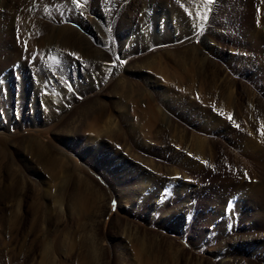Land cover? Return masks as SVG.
<instances>
[{
  "label": "rangeland",
  "instance_id": "rangeland-1",
  "mask_svg": "<svg viewBox=\"0 0 264 264\" xmlns=\"http://www.w3.org/2000/svg\"><path fill=\"white\" fill-rule=\"evenodd\" d=\"M5 1L0 264H264V0H149V23L91 0L69 23L91 50L47 40L67 12Z\"/></svg>",
  "mask_w": 264,
  "mask_h": 264
},
{
  "label": "bare ground",
  "instance_id": "bare-ground-1",
  "mask_svg": "<svg viewBox=\"0 0 264 264\" xmlns=\"http://www.w3.org/2000/svg\"><path fill=\"white\" fill-rule=\"evenodd\" d=\"M21 1V3L20 4H22V2L24 3V2H28V0H20ZM30 1H32V0H30ZM33 1H35V0H33ZM39 1V0H38ZM42 2H49V3H51L52 4V6H56V8H58L59 10H60V13L61 14H63V13H65V12H67V13H65L66 15L64 16L65 18L61 21L62 22V24H57L55 27H52L53 29H52V32H51V34H50V37L47 39V40H49V39H51V40H54V41H56L61 47H63V48H65V47H67V46H71V45H77V47H79V48H81L82 49V47H86V50H91V48H92V42H91V40H90V38L89 37H87L85 34H83V32L82 31H79V30H77L76 28H74V27H72V26H70V22L73 20V19H75V20H78L79 22H81V23H83L84 25L87 23V21H89V20H91L93 17H92V12H93V9H94V6H93V4H91L90 5V1L91 0H41ZM78 1H81L80 3L81 4H79L78 3ZM100 1V4H101V6H102V8H105V10L107 9L106 7L107 6H109V5H111L113 8H117L118 7V9H119V11H120V8H121V6L120 5H122V4H126V2H124L125 0H99ZM130 1V0H129ZM201 1V0H200ZM4 2H6L5 0H4ZM138 2H140V4H138L139 5V7H140V9H141V11H142V15H144V18L145 19H143V20H145V22L146 23H149V21H150V15H149V12L151 13V10L154 8H156V6H155V4L153 5L152 4V2L151 1H149V0H139ZM191 2V1H190ZM190 2H189V4H190ZM202 2V1H201ZM129 3V2H128ZM4 4V3H3ZM26 4V3H25ZM6 5V4H5ZM195 5V4H194ZM22 6V5H21ZM51 6V5H50ZM120 6V7H119ZM199 6H200V4H199ZM56 10V9H55ZM35 11V10H34ZM30 12V13H35V12ZM118 11V10H117ZM118 11V12H119ZM59 12V11H58ZM109 12V11H108ZM117 12V13H118ZM108 14V13H107ZM63 16V15H62ZM117 16V14H112V13H109L108 14V18L107 19H102V22L104 23V22H106V24L107 25H109V23H111V20L112 19H115V17ZM67 21V22H66ZM101 21V20H100ZM101 22V23H102ZM101 28L99 27V30H100ZM65 30H67V34H63V31H65ZM102 31V30H101ZM208 33V32H207ZM146 34V33H145ZM144 34V36H146ZM151 46V45H150ZM73 48V47H72ZM124 56L125 55H127V53H124L123 54ZM146 66V65H145ZM139 70H142L143 71V66H141V68L139 69ZM100 80L98 79H96V78H94L92 81H91V83H89L85 88H83V89H81V91H83L84 93L85 92H97L98 90H99V87H98V85H99V82ZM140 89V88H139ZM124 91V90H123ZM142 91V90H141ZM125 93V92H124ZM141 94V93H140ZM72 96V95H71ZM124 107V106H123ZM124 109V108H123ZM229 109V108H228ZM127 111V110H126ZM125 111V112H126ZM164 112V111H163ZM162 112V113H163ZM101 113V112H100ZM167 113V112H166ZM230 113V112H229ZM253 113V112H252ZM251 113V114H252ZM103 113H101V115H102ZM111 114V113H110ZM122 114H124V112H122ZM168 114V113H167ZM165 115V114H164ZM230 115H231V113H230ZM107 116V115H106ZM169 116V114L167 115V118L170 120L171 118H170V116ZM76 117V116H75ZM250 117V116H249ZM255 117H257V116H255ZM254 117V118H255ZM99 118V117H98ZM163 118H166V115H165V117H163ZM228 118H229V116H228V113L226 114V116H225V118H223V122L221 123V124H227V121L226 120H228ZM105 119V118H104ZM106 119H108V121H106L105 122V125L107 126V127H109V128H113V127H115V126H120V124H119V122L114 118H112V116L109 118V116L106 118ZM129 118H127L126 117V119L124 120L125 122H126V124H128V125H133L134 123H132V122H130L129 120H128ZM250 119V118H249ZM256 120H258L259 118H255ZM255 119H254V121H255ZM98 120V119H97ZM230 120V119H229ZM251 120V119H250ZM261 120V119H260ZM260 120H259V122H260ZM100 121V120H99ZM254 121H252L253 123H254ZM263 121V120H262ZM162 122L164 123L165 121H163V119H162ZM171 122V123H170ZM169 123L170 124H172V121H170ZM248 122H249V120H248ZM257 122V121H256ZM96 123V122H95ZM175 123V122H174ZM262 123V122H261ZM125 124V123H124ZM169 124V125H170ZM164 125V124H163ZM173 125V124H172ZM177 124H175V125H173V126H176ZM207 125L209 126V125H211V123L210 122H208L207 123ZM105 126V127H106ZM134 126V125H133ZM159 126V125H158ZM250 126H251V124H250ZM106 127V128H107ZM122 127V126H121ZM172 127V126H171ZM178 128V127H177ZM263 128V127H262ZM120 129V128H119ZM254 130V129H253ZM252 130V131H253ZM262 130V129H261ZM250 131V130H249ZM262 132H264V130L262 131ZM258 133H260V131L258 132ZM250 134H251V132H250ZM249 134V135H250ZM252 135V134H251ZM262 135H263V137H262ZM263 138H264V134H262V133H260V135H252V137H251V139H252V146H253V150H254V148H256V150H257V148L259 147V150L257 151V152H253V154H252V158H255L256 159V161H257V163H263L264 161L262 160V157L264 156V142L261 144V141L263 140ZM264 141V140H263ZM247 151H248V149H247ZM255 151V150H254ZM240 154V153H239ZM263 154V155H262ZM250 156V155H249ZM239 157V156H238ZM240 158V157H239ZM243 158H244V156H243ZM261 158V159H260ZM149 159V158H148ZM238 159V158H237ZM242 159V158H241ZM240 159V160H241ZM249 159V158H248ZM244 161H247L246 163H248V165L250 166H252V162L251 163H249V161L247 160V159H243ZM152 161V160H151ZM255 161V162H256ZM147 162V161H146ZM247 165V164H246ZM248 165H247V167H248ZM250 166V167H251ZM257 166H261V167H258V169H257V171H256V173L254 174L255 175V180H254V182H255V185H253L254 186V188H257V187H260V186H262V176H264V175H262L261 176V173H262V171L259 169V168H263V171H264V167H262L263 165L262 164H257ZM249 168V167H248ZM252 168V167H251ZM253 168H256V167H254L253 166ZM242 171V170H241ZM253 173V172H252ZM262 174H264V173H262ZM262 188V187H261ZM264 188V187H263ZM258 191H259V189H257ZM263 193V192H262ZM264 195V194H263ZM243 200V199H242ZM241 205V204H240ZM253 237V236H252ZM236 239V238H235ZM229 257V256H228ZM229 260V259H228ZM222 261H224V259H222ZM230 261V260H229ZM239 261V260H238ZM238 261H237V263H238ZM232 262H234V261H232ZM226 263V262H225ZM224 263V264H225ZM240 263V262H239ZM51 264V263H50ZM229 264H231L230 262H229ZM236 264V263H235Z\"/></svg>",
  "mask_w": 264,
  "mask_h": 264
},
{
  "label": "snow or ice",
  "instance_id": "snow-or-ice-1",
  "mask_svg": "<svg viewBox=\"0 0 264 264\" xmlns=\"http://www.w3.org/2000/svg\"><path fill=\"white\" fill-rule=\"evenodd\" d=\"M209 3H212L213 0H208ZM206 18V17H205ZM229 119H231V116H229ZM115 203V202H114Z\"/></svg>",
  "mask_w": 264,
  "mask_h": 264
}]
</instances>
